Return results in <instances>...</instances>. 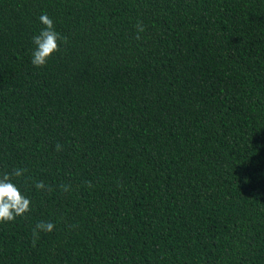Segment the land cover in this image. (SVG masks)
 <instances>
[{"label": "trees", "instance_id": "obj_1", "mask_svg": "<svg viewBox=\"0 0 264 264\" xmlns=\"http://www.w3.org/2000/svg\"><path fill=\"white\" fill-rule=\"evenodd\" d=\"M41 14L67 43L37 68ZM14 168L0 264H264V0H0Z\"/></svg>", "mask_w": 264, "mask_h": 264}, {"label": "clouds", "instance_id": "obj_2", "mask_svg": "<svg viewBox=\"0 0 264 264\" xmlns=\"http://www.w3.org/2000/svg\"><path fill=\"white\" fill-rule=\"evenodd\" d=\"M40 23L44 25L40 34L33 37V44L35 50L32 53L31 63L33 66L40 68L46 65L51 56L59 51L60 42L67 43V38L61 36L55 31L53 21L47 14H41ZM138 33L143 32L144 26L138 22L136 25ZM139 39V35L136 37ZM63 146L59 143L56 144V151H62ZM27 172V169L14 168L11 173L0 174V223H8L14 221L17 217H21L29 212L31 200L27 198L21 191L13 178H20ZM89 187L92 185L89 184ZM59 189L65 193L70 190V185L60 184ZM37 190H46L51 192L53 189L47 187L43 181L35 183ZM55 225L51 222H38L32 230L33 240L35 245L39 239L40 232L50 233L54 230Z\"/></svg>", "mask_w": 264, "mask_h": 264}]
</instances>
